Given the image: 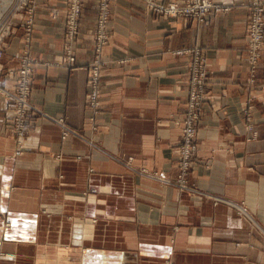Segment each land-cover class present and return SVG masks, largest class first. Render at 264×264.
Wrapping results in <instances>:
<instances>
[{
    "label": "crops",
    "instance_id": "0c3cea01",
    "mask_svg": "<svg viewBox=\"0 0 264 264\" xmlns=\"http://www.w3.org/2000/svg\"><path fill=\"white\" fill-rule=\"evenodd\" d=\"M33 1L29 102L79 136L37 115L17 143L0 95V264H264V48L251 82L245 0H215L229 10L201 24L112 0L96 114L86 104L96 1L83 4L73 69L62 54L65 0ZM22 33L4 43L9 90ZM194 45L209 99L186 181L201 195L174 185L188 62L174 52Z\"/></svg>",
    "mask_w": 264,
    "mask_h": 264
},
{
    "label": "built area",
    "instance_id": "2783aa9c",
    "mask_svg": "<svg viewBox=\"0 0 264 264\" xmlns=\"http://www.w3.org/2000/svg\"><path fill=\"white\" fill-rule=\"evenodd\" d=\"M97 3V16L94 19L92 31L93 59L88 64V93L87 106L96 114L99 109V96L101 93V75L105 65L103 48L111 35L109 19L111 0H95ZM152 14L168 17H184L202 23L208 13H220L229 10L215 0H169L166 4L157 0H144ZM84 0H65L62 54L67 68H75V51L79 38L80 15ZM247 10L245 20L246 36V63L250 72V81L254 82L255 73L259 66L264 46V0H246ZM35 7L33 0H0V65L4 56L3 43L12 33V27L22 28V53L19 66L11 71L14 74L15 84L9 90L3 87L0 80V95L10 105L12 113V130L17 143L20 144L27 133L34 117L39 111L29 102L32 90L35 61L30 55V46L33 37ZM57 11H53V18ZM176 55L188 57L185 80V112L181 118L182 138L177 146L178 174L174 185L181 191L190 194L202 193L190 186L186 175L193 166L197 150L196 135L201 121L202 108L209 99L207 91V71L205 55L199 46L177 50ZM61 66L60 64H58ZM46 117V116H45ZM31 119V121H29ZM61 128L62 137L68 135L79 136L69 128L63 117L49 118ZM94 123V116L90 117ZM95 128V127H93ZM214 201H221L214 198Z\"/></svg>",
    "mask_w": 264,
    "mask_h": 264
},
{
    "label": "rangeland",
    "instance_id": "374dc122",
    "mask_svg": "<svg viewBox=\"0 0 264 264\" xmlns=\"http://www.w3.org/2000/svg\"><path fill=\"white\" fill-rule=\"evenodd\" d=\"M157 1H159V0H157ZM169 0H167V2H168ZM84 2H85V0H84ZM84 2H83V4H84ZM111 2H112V0H111ZM145 2V1H144ZM159 2H161V1H159ZM167 2H161V3H164V4H166ZM245 2H246V0H245ZM33 4H34V1H33ZM222 5V4H221ZM224 6V5H223ZM34 7H35V4H34ZM82 7H83V5H82ZM145 7L147 8V5H146V3H145ZM64 8H65V5H64V7H63V14H64ZM56 9L54 8L53 9V11H55ZM81 10H82V8H81ZM110 10H111V4H110ZM147 10L149 11V9L147 8ZM53 11H52V17H53ZM57 11V10H56ZM150 12V11H149ZM246 12H247V10H246ZM58 11H57V15H58ZM151 13V12H150ZM34 14H35V12H34ZM110 14H111V11H110ZM152 14V13H151ZM216 14H218V13H216ZM152 15H154V16H157V15H155V14H152ZM96 16H97V14H96ZM80 17H81V15H80ZM157 17H167V18H177V17H168V16H163V15H159V16H157ZM56 18V17H55ZM95 19V18H94ZM34 23H35V19H34ZM109 23H110V19H109ZM109 26H110V24H109ZM14 28H20V29H22L20 26H17V27H12V31H13V29ZM80 28V27H79ZM93 29H94V26H93ZM111 31V30H110ZM80 32V31H79ZM12 34V33H11ZM11 36V35H10ZM110 37H111V35H110ZM110 37H109V39H110ZM7 39V38H6ZM6 39H5V41H6ZM5 41H4V43H5ZM109 42V41H108ZM107 42V43H108ZM4 43H3V47H4ZM194 46H196V45H194ZM193 47V46H192ZM188 48H191V47H188ZM188 48H184V49H188ZM201 48V47H200ZM263 48H264V46H263ZM182 50V49H181ZM262 52H263V50H262ZM205 55V54H204ZM245 57H246V48H245ZM206 58V57H205ZM262 58V57H261ZM186 66H187V64H186ZM205 67H206V71H207V82H208V75H209V71H208V69H207V66H206V61H205ZM247 67H248V65H247ZM68 69H71V68H68ZM73 69V68H72ZM249 70V69H248ZM11 74V73H10ZM249 74H250V72H249ZM32 86H33V83H32ZM185 86H186V84H185ZM184 89H185V87H184ZM207 91H208V84H207ZM31 92H32V90H31ZM208 95H209V92H208ZM38 115H41L40 113L38 114ZM202 115H203V108H202ZM202 115H201V117H202ZM43 118H46V119H49V118H52V117H45V116H43V115H41ZM54 119V118H53ZM50 121H53V120H51V119H49ZM29 121H31V119L29 120ZM54 122V121H53ZM56 123V122H55ZM57 124V123H56ZM198 127H199V125H198ZM197 132H198V129H197ZM26 135V133L24 134V136ZM196 138H197V135H196ZM186 192V191H185ZM1 256V255H0Z\"/></svg>",
    "mask_w": 264,
    "mask_h": 264
},
{
    "label": "bare ground",
    "instance_id": "6f19581e",
    "mask_svg": "<svg viewBox=\"0 0 264 264\" xmlns=\"http://www.w3.org/2000/svg\"><path fill=\"white\" fill-rule=\"evenodd\" d=\"M63 38V37H62ZM64 40V39H63Z\"/></svg>",
    "mask_w": 264,
    "mask_h": 264
}]
</instances>
